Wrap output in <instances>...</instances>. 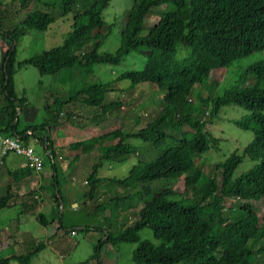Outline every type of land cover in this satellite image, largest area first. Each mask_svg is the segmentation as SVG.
<instances>
[{
    "label": "trees",
    "instance_id": "16d2710c",
    "mask_svg": "<svg viewBox=\"0 0 264 264\" xmlns=\"http://www.w3.org/2000/svg\"><path fill=\"white\" fill-rule=\"evenodd\" d=\"M9 2H16L24 9V14L7 28L0 22V38L6 40L0 59V131L15 136L22 143H28L33 135L49 154V157L44 156L43 164L50 165V173L49 178L44 179L27 163L13 170L4 169L3 161L0 179L10 176L11 182L16 184L30 173L40 174L38 186L46 190L50 208L47 214L30 210L34 220L45 229L46 237L53 236L52 231L60 227L62 196L49 131L62 122L72 123L70 113L57 119L63 104L70 99L80 101L82 111H91L88 122L97 126L110 117L111 108L120 106V99L105 101L107 93L115 87L113 82L118 79H127L129 87L147 82L162 90L161 107L152 120L136 130L113 128L103 135L115 138L114 142L94 143L100 152L99 158L116 161L133 149L127 140L135 136L149 141L154 156L151 160H137L123 178L97 176L98 164L92 165L91 173L84 180L90 184L86 196L91 197L96 183L104 180L106 188V182L139 183L143 198L131 222L121 223L113 232L105 229L93 251L84 260L72 264H84L88 260L101 264L98 246L103 242L135 243L130 255L132 264H264V258L260 260L258 255L264 252V226L257 224L253 204L246 200L255 197L264 202V59L246 65L229 87L211 95L215 78L225 64L251 51L264 49V0H132L125 9L118 44L111 52L97 51L110 32L111 24L101 14L109 0ZM159 5L163 8L155 23L145 27L147 12ZM54 12H59L58 15L72 13L60 43L15 60L14 43L22 34L20 30H44L53 21ZM179 44L185 54L177 58L175 52ZM130 52L144 56L140 68H126L111 80L66 90L63 96L51 94L50 102L44 99L39 123L16 128V111L23 99L13 93V62L16 66L31 65L39 75L57 74L62 83L68 79V71L73 66L116 64ZM202 88L206 95L200 93ZM225 104L244 110L230 121L238 128L250 130L251 137L242 146L241 154L230 151L222 160L212 162V173L207 174L195 158L209 149L218 150L220 139L204 124ZM206 112L209 117L205 119ZM99 139V136H91L70 141L68 147L87 152L86 145ZM242 156L251 164L233 175ZM166 177H172L174 184L181 181L182 191L178 192L175 185L174 189L165 187L151 192L147 182ZM9 188L7 182L0 185V209L7 206L12 195ZM117 197L116 193L108 195L114 204ZM226 200L230 201L228 205L224 204ZM25 206L27 204L20 210ZM143 227L150 230L156 243L138 236L137 232ZM9 243L10 240H6L4 246L8 247ZM42 246L36 244L31 250L17 254L8 249L7 255L0 251V264H8L10 259L27 264Z\"/></svg>",
    "mask_w": 264,
    "mask_h": 264
},
{
    "label": "rangeland",
    "instance_id": "374dc122",
    "mask_svg": "<svg viewBox=\"0 0 264 264\" xmlns=\"http://www.w3.org/2000/svg\"><path fill=\"white\" fill-rule=\"evenodd\" d=\"M131 1L109 0L102 9L103 19L111 26L110 32L99 45L98 52H111L116 48L125 9L129 7ZM162 8L163 6L159 5L147 12L144 18L145 27L155 23ZM0 9H2L0 22L4 25L3 28L12 26L11 24L24 14V9L19 8L16 2L10 3L9 0H0ZM58 14L59 12L53 13L55 16L53 21L48 23L44 30L24 28L20 30L22 34L14 43L15 60L60 43L64 32L68 30L72 13ZM5 41V38H0V50L5 46ZM184 54L185 49L179 44L175 57L180 58ZM143 57L140 53L130 52L116 64L92 63L84 67L73 66L68 71V79L63 78L66 81L63 80L62 83H60L61 80L57 74L39 75L33 66L28 64L16 66L13 62L11 65L13 93L15 96L23 98V102L19 106L20 110L16 111V128L19 130L26 125L39 123L35 120L39 117L40 100L42 118V104L44 99L46 102H50L51 94L63 96L66 90L73 91L92 82L111 80L126 68H140ZM262 59H264V49L254 50L231 59L224 65L222 72L217 74L216 82L212 85L211 95H217L229 87L246 65ZM58 85L59 87H57ZM113 85L115 87L113 91L107 93L105 101L120 99V106L111 108L110 117L99 125L93 126L88 122L91 111H82V103L74 99L67 100L57 116L59 120L70 113L72 123L62 122L68 128V131L63 135L66 142L62 146L63 148L54 150V163L58 168L59 191L62 201L59 204L60 227L54 231L51 229L52 233H55L52 234L53 236L46 237L43 227L34 220L30 210L32 208L34 211L43 212V214H47L49 211L48 200L45 198L47 192L38 185L41 184L40 174L44 179L49 178L50 165L43 164L40 174L38 172V174L30 173L28 181L19 185L11 182L10 176L5 177L4 181L0 180V185L5 182L9 183V192L12 194L8 200L9 206L0 209V251L5 252V255H7V249L10 253H25L36 244H43L30 257L27 264H72L84 260L93 251L105 229H109L111 232L116 231L121 223L131 222L136 217V209L143 198V194L139 190V183L106 182L108 185L106 188L104 180H101L96 183L97 187L90 197L85 195L90 184L85 183L84 180L91 173L94 163L98 164L95 171L97 176L123 178L129 167L137 160L144 161L153 158L154 151L150 147L149 141H142L135 136L127 140L133 149H129L123 154V157L116 161L99 158L100 152L95 149L94 143L99 142L102 145L114 142L115 138L103 135V133L108 134L113 128L136 130L145 122L152 120L161 107L162 90L147 82H139L129 87L128 80L124 78L113 82ZM51 90H54L53 93H49ZM200 93L207 94L203 88ZM206 110L208 111L207 108ZM243 113L244 110L241 107L225 104L216 111L214 116L210 117L209 121L205 122L204 125L211 134L220 139L218 150L209 149L195 158L197 165H200L207 174L212 173V162L222 160L233 150L237 154H241L242 146L250 139V130L238 128L230 121ZM203 117L205 119L209 117L208 113H204ZM56 126L51 127L49 132ZM60 134L59 132L58 135ZM91 136H99L100 139L87 144V152L81 153L78 148L75 150L68 147L70 141ZM29 144L35 152L43 155L41 144L34 140L33 135L29 138ZM6 156L4 159H6L5 166L7 168L13 167L14 160L22 158L14 154ZM250 164L251 161L246 156H242L240 163L233 170V175L245 170ZM2 168L4 167L2 166ZM36 170L39 171L38 168ZM147 184L151 192L165 187L174 189L175 185L178 192L182 191L181 181L174 184L172 177L151 180ZM113 193L119 195L114 199L116 204L108 198V195ZM33 198L35 201L32 200ZM246 200L253 204L257 214V224L260 227L264 226V202L257 201L255 197H247ZM73 201H75L74 204ZM229 202L226 200L224 204L228 205ZM25 204L27 206L20 210ZM95 205L97 207H94ZM77 226H85L90 229L77 228ZM137 233L140 238L148 239L153 243L157 242L146 227L141 228ZM6 240H10L8 247L4 246ZM134 245L133 242L100 243L98 254L101 264H132L130 255ZM258 255L260 260L264 258V252H260ZM8 264L19 263L10 259ZM84 264H93V260H88Z\"/></svg>",
    "mask_w": 264,
    "mask_h": 264
},
{
    "label": "built area",
    "instance_id": "2783aa9c",
    "mask_svg": "<svg viewBox=\"0 0 264 264\" xmlns=\"http://www.w3.org/2000/svg\"><path fill=\"white\" fill-rule=\"evenodd\" d=\"M29 133V130L25 131ZM7 154H14L24 158L27 164H33L40 171L42 170L44 156H48L47 151L43 150L42 154L34 151L29 143H22L15 136L0 131V164Z\"/></svg>",
    "mask_w": 264,
    "mask_h": 264
},
{
    "label": "crops",
    "instance_id": "0c3cea01",
    "mask_svg": "<svg viewBox=\"0 0 264 264\" xmlns=\"http://www.w3.org/2000/svg\"><path fill=\"white\" fill-rule=\"evenodd\" d=\"M0 53L2 54V50H0ZM1 54H0V57H1ZM14 89V88H13ZM18 97V96H17ZM23 99V98H22ZM20 110V107H19V109H18V111ZM40 120H41V100H40V103H39V117L37 118V120H35L36 122H40ZM68 131V128L66 127V125H65V123H60L59 124V126H56L53 130H51V132H49V139L51 140V144H52V146H53V149L54 150H57L58 148H63L62 146H63V144L66 142L65 140H64V137H63V135H64V132H67ZM59 132L61 133L60 135H58L59 134ZM29 143V142H28ZM13 155V154H12ZM15 156H18V155H15ZM7 157V156H6ZM5 157V158H6ZM21 157V156H20ZM5 163H6V159H4V164H3V167H4V169H9V170H11V169H16V168H18V167H21L22 165H24V158L22 157V158H20L19 160H14V163H13V167H11V168H7L6 166H5ZM26 163V162H25ZM34 167V166H33ZM36 169H37V167H36ZM34 172V171H33ZM39 172H41L40 170H39ZM34 173H36L37 174V172H34ZM71 175H73V173H71ZM2 177V176H1ZM6 177H8V176H6ZM2 179H3V177H2ZM2 179H0V180H2ZM28 179V177L27 176H25V177H21V179H19V180H17L16 181V184L15 185H19V184H21V183H25V182H27L26 180ZM5 180V178L2 180V181H4ZM74 202L75 201H73V204H74ZM48 203V209H49V207H50V203H49V201L47 202ZM19 204H20V202H19ZM72 204V205H73ZM9 206V204H8V202H7V207ZM3 208H5V207H3ZM2 209V208H1ZM43 230H44V232H45V229L43 228Z\"/></svg>",
    "mask_w": 264,
    "mask_h": 264
},
{
    "label": "bare ground",
    "instance_id": "6f19581e",
    "mask_svg": "<svg viewBox=\"0 0 264 264\" xmlns=\"http://www.w3.org/2000/svg\"><path fill=\"white\" fill-rule=\"evenodd\" d=\"M31 166H34L33 164H30ZM35 167V166H34ZM36 168V167H35Z\"/></svg>",
    "mask_w": 264,
    "mask_h": 264
},
{
    "label": "water",
    "instance_id": "95a60500",
    "mask_svg": "<svg viewBox=\"0 0 264 264\" xmlns=\"http://www.w3.org/2000/svg\"><path fill=\"white\" fill-rule=\"evenodd\" d=\"M4 63H2V67H3Z\"/></svg>",
    "mask_w": 264,
    "mask_h": 264
}]
</instances>
